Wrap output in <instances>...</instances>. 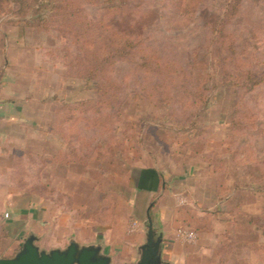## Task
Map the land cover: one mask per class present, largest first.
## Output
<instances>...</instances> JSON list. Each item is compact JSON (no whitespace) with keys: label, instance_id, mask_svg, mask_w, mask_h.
I'll list each match as a JSON object with an SVG mask.
<instances>
[{"label":"rangeland","instance_id":"obj_1","mask_svg":"<svg viewBox=\"0 0 264 264\" xmlns=\"http://www.w3.org/2000/svg\"><path fill=\"white\" fill-rule=\"evenodd\" d=\"M232 1L0 0L3 22L23 26V14L33 20L38 11L50 29L29 28L52 34L54 64L80 89L61 101L90 103L70 126L78 159L62 164H76L86 189L52 191L39 182L43 176H8L22 187H37L38 201L55 204L46 211L37 202V208L56 227L75 230L97 211L102 226L115 220L124 180L137 167L181 174L203 165L212 169L206 175L215 185L229 186L218 192L227 218L222 224L238 235L226 239L221 255L264 264V0H241L236 8ZM49 6L55 9L39 12ZM93 67L97 78L81 77ZM247 72L258 80L251 91L239 78ZM6 193L0 190V257L17 253L21 237L30 233L25 223L23 232L3 238L6 224L21 215L7 206ZM175 200L191 206L187 193ZM219 212L190 218L176 231H194L197 244L201 233L214 230Z\"/></svg>","mask_w":264,"mask_h":264},{"label":"crops","instance_id":"obj_2","mask_svg":"<svg viewBox=\"0 0 264 264\" xmlns=\"http://www.w3.org/2000/svg\"><path fill=\"white\" fill-rule=\"evenodd\" d=\"M55 45L51 33L0 21V190L7 192L5 200L13 214H21L6 224L9 237L23 232L27 223L28 236L38 238L36 244L41 250L65 249L76 241L81 246H101L102 252L112 258V264H136L140 248L147 242L149 213L156 236L162 237L164 264H255L253 257L251 260L221 255L220 248L229 243L226 239L236 238L238 233H228L223 225L227 222L223 216L225 203L218 192L229 186L215 185L212 176L206 175L212 169L206 166L189 167L181 174L156 166L137 167L124 180L123 208L116 219L102 226L100 212L95 209L99 214L91 220L78 221L75 230L69 225L56 227L59 225L55 221L45 217V209L50 211L55 204L43 198L38 201L37 187H22L19 179H8L34 173L43 176L39 182L49 185L52 191L86 189L84 175L76 164L62 165L50 160L62 149V138L52 131L55 111L63 98L80 90L65 76L62 66L54 64L50 53ZM37 160L40 164L36 169ZM180 192L189 195L191 206L177 204L175 197ZM37 202L45 209L37 208ZM214 210H220L217 215L221 220L216 221L212 232L201 233L197 244L177 237L176 229L190 224V218L195 221ZM131 219L137 222L135 231H131ZM66 222L70 223V218ZM49 227L55 234L64 233L46 236L44 232ZM15 255L16 252L0 259Z\"/></svg>","mask_w":264,"mask_h":264},{"label":"water","instance_id":"obj_3","mask_svg":"<svg viewBox=\"0 0 264 264\" xmlns=\"http://www.w3.org/2000/svg\"><path fill=\"white\" fill-rule=\"evenodd\" d=\"M147 242L140 248L136 264H164L161 257L162 237L156 236L153 221L148 213ZM35 235L28 236L13 258H2L0 264H112V258L102 252L99 245L81 246L71 241L65 249L41 250Z\"/></svg>","mask_w":264,"mask_h":264},{"label":"trees","instance_id":"obj_4","mask_svg":"<svg viewBox=\"0 0 264 264\" xmlns=\"http://www.w3.org/2000/svg\"><path fill=\"white\" fill-rule=\"evenodd\" d=\"M240 1L241 0H233L232 1L233 3L230 4V7L232 6L233 8L239 7ZM42 5L44 6V4ZM54 9H55L54 7L49 6L47 8H44L43 10H39V12H42V13H45L48 11L52 12V10ZM18 11L20 12L22 10H18ZM23 15H24L23 16L24 19L21 20V23L23 24V26L32 27L39 31H47L50 29V27L47 29V27L44 25L46 23L45 21L41 22L42 19L40 18V14L38 13V11L35 12L33 20H28L26 18V15L25 14ZM87 73L88 74H86V76L81 75V77L95 79L98 77L97 75L99 73V70L98 68L93 67V69H90V71H88ZM243 77L245 79L247 91H251L253 87H255L258 83V80H256L254 74L250 72H247L245 76H241V77L239 76L240 81H241V78L243 79ZM106 91L107 90L104 88H99V92L101 94L106 93ZM60 103L61 105L55 111V118H54L55 120H54V124L52 127V131L60 135V137L62 138V149L59 151L57 155H55L50 160L55 161L60 164H68L71 162H76L78 159V148L75 145L74 141L69 137L70 129H71L70 126H72V124L75 123V121H77L78 116L84 115L86 107H90L89 106L90 103H87L86 101H76V102L60 101ZM7 237H9L8 230L6 231L3 238H7Z\"/></svg>","mask_w":264,"mask_h":264},{"label":"built area","instance_id":"obj_5","mask_svg":"<svg viewBox=\"0 0 264 264\" xmlns=\"http://www.w3.org/2000/svg\"><path fill=\"white\" fill-rule=\"evenodd\" d=\"M0 85H1V78H0ZM6 217H9V214H6ZM137 228V222H133L131 225V231H135ZM177 237L186 243H195L197 241V234L194 231L187 230V229H179L176 231Z\"/></svg>","mask_w":264,"mask_h":264}]
</instances>
